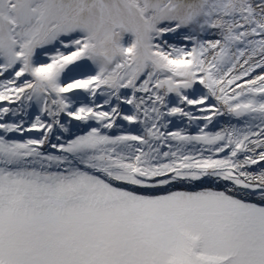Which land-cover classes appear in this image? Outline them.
Returning a JSON list of instances; mask_svg holds the SVG:
<instances>
[{
	"label": "snow or ice",
	"instance_id": "1",
	"mask_svg": "<svg viewBox=\"0 0 264 264\" xmlns=\"http://www.w3.org/2000/svg\"><path fill=\"white\" fill-rule=\"evenodd\" d=\"M0 264H264V0H0Z\"/></svg>",
	"mask_w": 264,
	"mask_h": 264
}]
</instances>
